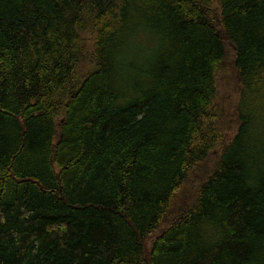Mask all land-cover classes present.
I'll return each mask as SVG.
<instances>
[{
    "label": "trees",
    "instance_id": "1",
    "mask_svg": "<svg viewBox=\"0 0 264 264\" xmlns=\"http://www.w3.org/2000/svg\"><path fill=\"white\" fill-rule=\"evenodd\" d=\"M0 264H264V0H0Z\"/></svg>",
    "mask_w": 264,
    "mask_h": 264
},
{
    "label": "rangeland",
    "instance_id": "2",
    "mask_svg": "<svg viewBox=\"0 0 264 264\" xmlns=\"http://www.w3.org/2000/svg\"><path fill=\"white\" fill-rule=\"evenodd\" d=\"M234 59V52L232 50V47L228 45V52H227V57H226V64H231L233 62ZM231 74H222L219 77V96L220 98L223 100V102H226L227 100H229L231 97H233V99H236V95L234 93V89H233V84H231L230 86H228V78L230 77ZM201 174V172H199V175ZM196 176H198L197 173H195ZM170 217V216H169ZM170 219L168 218L165 225L163 227L160 228V230H162L167 223H169ZM155 236V235H153Z\"/></svg>",
    "mask_w": 264,
    "mask_h": 264
}]
</instances>
